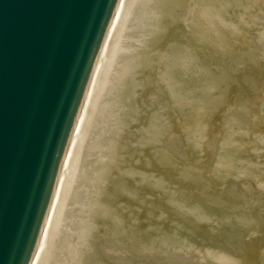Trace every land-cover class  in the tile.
<instances>
[{
    "label": "water",
    "instance_id": "water-1",
    "mask_svg": "<svg viewBox=\"0 0 264 264\" xmlns=\"http://www.w3.org/2000/svg\"><path fill=\"white\" fill-rule=\"evenodd\" d=\"M118 2L0 0V264H30ZM261 215L264 0H211L102 264H264Z\"/></svg>",
    "mask_w": 264,
    "mask_h": 264
},
{
    "label": "rangeland",
    "instance_id": "rangeland-1",
    "mask_svg": "<svg viewBox=\"0 0 264 264\" xmlns=\"http://www.w3.org/2000/svg\"><path fill=\"white\" fill-rule=\"evenodd\" d=\"M166 3L171 11L168 15L165 13L168 10ZM129 4L130 11H126L128 14L121 24L120 38L126 35L136 39L140 33H147L148 38L141 45L126 46V49L135 50L122 54L111 82L99 96L97 93L94 95L96 104L89 113L91 124L87 127V151L80 148L79 166L68 196L70 201H66L65 209L60 213L66 214L68 226L60 237L57 235L59 247L55 253L52 250L47 264H72L73 254L68 253V249L75 250L77 245L78 255H73V258L81 260V264L103 261L99 252V236H107L106 226L113 224L115 230L118 226L123 207L131 195L192 48L186 22L175 9L176 1L129 0ZM187 12L185 9L184 16ZM155 31L160 37L157 42L151 39ZM114 142L118 143L117 150L113 151L116 155L109 159L101 149L110 151ZM65 174L67 182L72 175L67 170ZM90 197L92 199L88 200ZM80 198L88 200L89 206L93 201H99L102 206L99 213L95 210L97 217L91 210H77Z\"/></svg>",
    "mask_w": 264,
    "mask_h": 264
},
{
    "label": "bare ground",
    "instance_id": "bare-ground-1",
    "mask_svg": "<svg viewBox=\"0 0 264 264\" xmlns=\"http://www.w3.org/2000/svg\"><path fill=\"white\" fill-rule=\"evenodd\" d=\"M173 1H176L175 9L178 11L177 14L182 17L183 19L182 21L186 22L185 28H187L190 32L191 39H192V46H193V43L196 39V36L198 34V31L203 22V19L205 17V14L207 12V9L210 5L211 0H191L189 4L188 2L185 3L186 0H172V2ZM183 6H184V9L182 8ZM166 7L168 10L167 11L164 10V11L168 15L170 14L171 11H169L170 8L167 6V3H166ZM185 9L186 11L188 9L187 16H184L186 12L183 13ZM128 10L130 11L129 0H121L119 7H118V11L114 19V22L110 28L106 42L104 44V47L102 49V52L96 64L94 76L92 78V82H91V85L88 91V95L86 97V101L81 111L80 119L78 121L76 131L73 136V139H72V142H71V145H70L67 157H66V161L64 163V167H63V170L60 176V181L58 183V188H57V191H56V194H55V197H54L51 209H50V213H49V216L46 222L44 234L42 236L41 242L38 246L37 254L32 264H47V259L49 258L50 254L52 255V250H53V253H55L59 247L60 239H57V235L59 236L60 233H62L64 229H67L68 224H66L67 222H65L66 214H64L63 212L62 213L63 215L62 214L60 215V213L65 209L63 207L66 201H70V197L68 196H69L70 190L73 189L71 185L73 181L72 178L76 175L77 166H79L78 164L79 157L81 155L80 148L87 151V148L85 147V142H88L87 140L89 138V135H88L89 128L87 127L91 124L89 113L92 111V108L96 104L94 102L96 100L94 98L95 93H97V95L99 96V93L103 91L106 84H109L111 82L114 71L117 68V64L119 63V59L122 56V54H124V52H126L127 50L130 51L131 53H133L132 50L133 51L135 50L134 48L131 49L129 47L126 49V46L141 45V43L144 42L146 38H148L147 33H144V34L140 33L139 37H137L136 39L132 37L127 38L126 35L120 38V34L122 32L121 24H123L125 15L128 14L126 13V11ZM145 31H147V29H145ZM159 38H160L159 34L155 31V35L151 37V39H153L154 42H157ZM117 146H118V143L114 142L110 148V151H108V149H105V148L101 150L105 151L106 152L105 155H107L108 158L111 159L116 155L115 152L113 151L117 150ZM85 154L86 152H84V155ZM66 170L69 174L72 175L71 178H69L67 182H66L67 180L66 178H68V176L66 177V174H65ZM90 199L92 198L90 197L88 200ZM88 200L80 198L79 201L81 203L78 204L79 208H77V210H79V212L82 210H91L94 217H97L95 210L100 209L102 205H100L99 201H97V203L93 201V203H90V206H89ZM126 201L128 202V199ZM69 205H72V203ZM74 207H76V205ZM125 207L126 206H124L123 208ZM113 211L115 214L119 215L116 210L113 209ZM98 213H99V210H98ZM110 219H114V218H110ZM54 228H56L55 231H54ZM104 230L106 231L107 236L105 237L104 235L99 236L101 239V242L99 244V252L102 256V260L104 259L105 254H106V252L104 251L106 248L109 247L110 245L109 243L111 242L113 235L115 233L113 224H111V227L106 226ZM51 236H52L53 241L51 240ZM103 244H105L106 246ZM77 248H78V245L76 246L75 250L68 249V253L73 254L74 256H77L78 255V252H76ZM73 255H72V260H71L72 264H81V260L74 259ZM57 262L60 263L61 260H58ZM94 262H93L94 264H102V261H94ZM61 264H64V263H61Z\"/></svg>",
    "mask_w": 264,
    "mask_h": 264
}]
</instances>
